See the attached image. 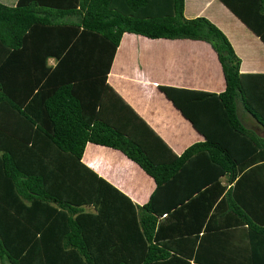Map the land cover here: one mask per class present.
<instances>
[{"label": "trees", "instance_id": "trees-1", "mask_svg": "<svg viewBox=\"0 0 264 264\" xmlns=\"http://www.w3.org/2000/svg\"><path fill=\"white\" fill-rule=\"evenodd\" d=\"M219 1L264 44V0ZM182 8L0 2V264H264V73L239 72L222 31ZM123 32L215 52L222 91L158 86L203 137L179 154L106 83ZM86 142L150 176L147 200L133 203L83 164Z\"/></svg>", "mask_w": 264, "mask_h": 264}, {"label": "crops", "instance_id": "crops-1", "mask_svg": "<svg viewBox=\"0 0 264 264\" xmlns=\"http://www.w3.org/2000/svg\"><path fill=\"white\" fill-rule=\"evenodd\" d=\"M182 14L185 18L203 16L222 31L240 60L239 72L264 73V44L219 0H183ZM106 83L175 154L203 137L158 86L216 93L224 89L220 64L207 42L129 32L120 36ZM250 129L260 133L256 123ZM80 161L135 204L144 203L154 187L152 178L116 149L86 142Z\"/></svg>", "mask_w": 264, "mask_h": 264}, {"label": "rangeland", "instance_id": "rangeland-1", "mask_svg": "<svg viewBox=\"0 0 264 264\" xmlns=\"http://www.w3.org/2000/svg\"><path fill=\"white\" fill-rule=\"evenodd\" d=\"M3 4L10 6L14 3L13 1L4 0ZM226 16L228 17V15ZM235 106H236V112H237L238 118L240 119L242 124L248 128H254L255 127V123L253 122L254 120L247 112L243 110V108L241 107L237 99L235 100Z\"/></svg>", "mask_w": 264, "mask_h": 264}]
</instances>
